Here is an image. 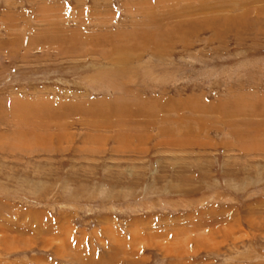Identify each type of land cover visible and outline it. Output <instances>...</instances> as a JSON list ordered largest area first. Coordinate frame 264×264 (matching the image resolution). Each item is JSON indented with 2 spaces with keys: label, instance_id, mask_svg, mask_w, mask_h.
Here are the masks:
<instances>
[{
  "label": "rangeland",
  "instance_id": "obj_1",
  "mask_svg": "<svg viewBox=\"0 0 264 264\" xmlns=\"http://www.w3.org/2000/svg\"><path fill=\"white\" fill-rule=\"evenodd\" d=\"M0 264H264V0H0Z\"/></svg>",
  "mask_w": 264,
  "mask_h": 264
}]
</instances>
